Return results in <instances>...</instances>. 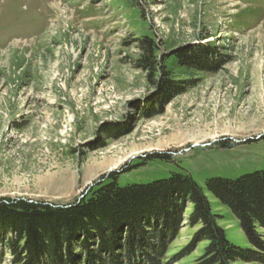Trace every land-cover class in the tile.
<instances>
[{
  "label": "rangeland",
  "instance_id": "374dc122",
  "mask_svg": "<svg viewBox=\"0 0 264 264\" xmlns=\"http://www.w3.org/2000/svg\"><path fill=\"white\" fill-rule=\"evenodd\" d=\"M144 38L166 68L201 45L228 62L190 75L196 86L150 117L158 90L137 68ZM262 170L264 0H0V201L78 204L110 174L125 186L187 173L205 188ZM206 194L229 242L248 246ZM185 224L165 264L202 254L204 244L181 256L196 231Z\"/></svg>",
  "mask_w": 264,
  "mask_h": 264
},
{
  "label": "trees",
  "instance_id": "16d2710c",
  "mask_svg": "<svg viewBox=\"0 0 264 264\" xmlns=\"http://www.w3.org/2000/svg\"><path fill=\"white\" fill-rule=\"evenodd\" d=\"M139 45L143 55L137 68L158 90L154 106L159 111L150 117L196 86L198 80L190 75L217 73L228 62L221 50L201 45L175 51L166 68L154 57V43L144 38ZM26 76L24 72L22 78ZM140 115L147 113L141 110ZM115 132L107 130L105 138L115 137ZM152 159L165 161L161 155ZM114 175L95 185L78 204L0 201V264L4 256L7 264H93L98 258L111 264L121 259L125 264H165L183 222L196 231L181 256L204 244L193 264H264V170L236 179L212 178L205 188L187 173L125 186ZM206 193L238 221L248 246L229 242Z\"/></svg>",
  "mask_w": 264,
  "mask_h": 264
}]
</instances>
